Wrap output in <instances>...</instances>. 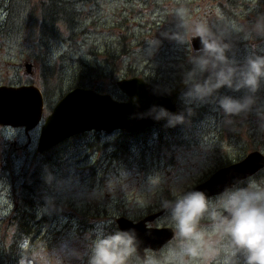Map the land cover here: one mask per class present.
Masks as SVG:
<instances>
[{
    "label": "rangeland",
    "instance_id": "374dc122",
    "mask_svg": "<svg viewBox=\"0 0 264 264\" xmlns=\"http://www.w3.org/2000/svg\"><path fill=\"white\" fill-rule=\"evenodd\" d=\"M226 1L72 0L78 15L74 21L80 29L75 36H66L63 31L61 38L68 41L70 37L73 43L56 42L43 52L34 38L39 12L32 9L39 0H0V86L39 87L40 67L45 70L53 65L60 80L59 88L67 90L75 77L81 76L87 81L90 76L89 80L97 87L96 93L119 101L124 96L116 84H112L110 63L105 60L107 53L124 47L125 54L114 63V69L120 74L117 80L136 77L176 88L183 84L182 74L191 67L188 58L195 51L191 45H181L162 35L175 30L173 10L183 5L194 19H205L212 24L246 25L256 15L264 14V0H238L231 14L225 15L221 6ZM28 13L33 16L32 25L27 29L23 19ZM153 38L160 44L149 54L147 41ZM254 44L264 53V40L258 38L250 42L242 35L234 37L230 58L234 56L242 62ZM185 91L187 87L183 93ZM61 93L58 90L52 97L51 109L44 110L40 125L28 133L23 128L0 125V219L11 215L12 187L19 191L23 175L26 173L28 178L32 162L43 153L37 152L40 126L61 99ZM217 95L241 98L245 92L225 87ZM181 96L178 102L182 107L185 104ZM257 98L258 105L264 108V89ZM192 108L206 115L201 122L188 128L176 125L175 133H164L157 145L161 150L156 147L154 152L143 151L142 158L138 152L134 155L137 161L130 164V157L125 164L120 160L122 155L114 159L113 148L108 147L116 141L119 132L82 134L62 154L61 171L54 169L48 177L49 191L45 192L44 201L40 199L45 206L38 209V232L32 244L46 245L50 252H60L66 256V264H87L88 249L98 229L109 232V226L119 217L136 223L157 214L163 211L161 199H172L174 189L191 190L251 152L264 155V122L255 109L246 117L232 118L235 122L228 124L222 110L212 100L192 105ZM166 123L157 126L162 129L167 127ZM163 216L149 223L151 227L172 229L161 219ZM3 234L0 227V244L8 243L10 232ZM73 251L84 253L83 260L73 258ZM217 263L227 264L223 256Z\"/></svg>",
    "mask_w": 264,
    "mask_h": 264
},
{
    "label": "clouds",
    "instance_id": "9594fccd",
    "mask_svg": "<svg viewBox=\"0 0 264 264\" xmlns=\"http://www.w3.org/2000/svg\"><path fill=\"white\" fill-rule=\"evenodd\" d=\"M175 30L163 33L181 45H191L199 38L202 48L188 58L190 68L182 74L187 91L182 93L188 116L194 114L192 105L210 100L218 104L226 123L234 117H246L256 110L264 122V108L258 105L257 94L264 89V53L254 44L253 50L240 62L230 58L234 37L242 35L250 42L264 40V14H258L246 25L232 23L212 24L205 19H194L190 10L181 5L172 13ZM149 54L159 47L160 41H147ZM241 92V98L218 96L219 90ZM166 120L167 127L186 122L185 113L173 114L153 106L141 118ZM161 218L171 225L173 238L159 251L144 249L139 254L141 241L135 229L95 232L91 240L87 264H215L223 256L227 264H264V180L249 177L226 187L220 194L209 198L205 192L174 189L172 199L163 198ZM151 233V225L146 224ZM20 264H66V256L50 252L46 245H33L30 239L21 242ZM84 253L73 251L71 256L83 260Z\"/></svg>",
    "mask_w": 264,
    "mask_h": 264
},
{
    "label": "water",
    "instance_id": "95a60500",
    "mask_svg": "<svg viewBox=\"0 0 264 264\" xmlns=\"http://www.w3.org/2000/svg\"><path fill=\"white\" fill-rule=\"evenodd\" d=\"M193 51L202 48L199 38L191 41ZM28 70V69H27ZM116 87L127 101H116L110 95L92 90L75 88L66 93L52 108L39 130L37 152L42 153L71 137L89 133L113 132L136 133L166 122L150 117L141 118L154 105L177 114L180 95L186 89L184 84L171 90L158 89L141 78L121 79ZM44 112V98L38 87L21 85L0 86V125L23 128L25 133L37 128ZM264 170V155L254 151L241 161L219 169L205 182L191 190L203 191L209 198L220 194L226 187L239 181H246ZM164 214L161 211L134 223L125 218H117L119 230L135 229L141 241L139 254L144 249L159 251L173 238L170 228H152L148 232L146 224L154 222Z\"/></svg>",
    "mask_w": 264,
    "mask_h": 264
},
{
    "label": "trees",
    "instance_id": "16d2710c",
    "mask_svg": "<svg viewBox=\"0 0 264 264\" xmlns=\"http://www.w3.org/2000/svg\"><path fill=\"white\" fill-rule=\"evenodd\" d=\"M237 2L238 0H227L225 5L221 6L223 14H231ZM35 10H38L39 16L38 24H36L34 29V38L36 39L37 45L42 48L43 52L45 49L48 50L50 46L56 42L73 43L70 37L68 38V41L61 38L63 31L66 33V36H75L76 31L80 29V26H77V23L74 21L75 17L78 15L75 12L72 0H39L37 6L32 9V11ZM32 16V14L28 13L26 18L23 19L26 23L27 29L32 25ZM119 50L120 51L116 49L112 54H106L107 59L105 60V63H110L111 71L109 72V76L113 85L116 84L120 75L114 69V63L116 59H120L122 54H125L126 52L124 47ZM111 67H113V69ZM88 69H91V67H88ZM92 71L99 75V72L95 69H92ZM85 74L88 75L90 72H86ZM89 77L90 76H88L87 81H84V78L82 79L81 76H78L77 78L75 77L72 87L63 90L62 87H58L60 85V80L56 68L51 65L43 70V67L41 66L38 72V85L44 98L45 110L49 112L51 109L52 97L56 96L58 90L62 92L60 94L61 98L67 92L75 88L87 89L86 87H91L89 89L95 91L97 87L91 82V80H89ZM54 82L57 83V86L55 87H53ZM151 83L152 85L159 87L155 82ZM185 108L186 106L183 105L181 107L180 103L178 104L179 113H186ZM205 116L206 115L200 114L197 110L193 115L186 116V122L182 125L185 128L192 127L201 122ZM166 125L167 123L164 124V126ZM158 126H155L157 127L156 129H153V127L136 133H119L116 141L113 144H110V147L113 148V158L115 159L116 156L122 155L120 160L125 164L126 158L130 157V164L133 160L137 161L134 155L137 156L138 152L139 157H141V152L143 151L154 152L153 149H156L165 134H173V132L175 133V131H177V129L173 127H164L161 129ZM80 137H82V135L71 137L46 150L42 154L39 153L40 155L37 159L32 162L28 178L26 173L23 175L24 181L20 185L19 191H16L15 187H12L9 196L12 205L11 215L0 219V227L3 228V235L10 232L8 243L3 242L0 244V264H18L23 254L21 242L25 239H30L31 242H33L35 233L38 232L39 222L36 220L37 212L39 208L45 206L44 203L40 202L45 200L46 196H44V194L49 191L48 177L54 169L61 171L60 164L62 163V154L67 152V147L72 145L74 141L79 140L78 138ZM157 150H161V147H157ZM142 166V168H144V165ZM253 177L257 180H264V170L258 172ZM41 198L42 200H40ZM115 230H117V228L114 224L109 226V232Z\"/></svg>",
    "mask_w": 264,
    "mask_h": 264
},
{
    "label": "flooded vegetation",
    "instance_id": "af4514ba",
    "mask_svg": "<svg viewBox=\"0 0 264 264\" xmlns=\"http://www.w3.org/2000/svg\"><path fill=\"white\" fill-rule=\"evenodd\" d=\"M144 81L147 82L148 84L152 85V83L151 82H148L147 79H145ZM155 84L158 85L159 87L153 85L154 87H156L158 89H162V90H171V89L174 88V87H171V86L169 87V86L159 85L157 83H155ZM125 100H126L125 97H122V99H120V101H125Z\"/></svg>",
    "mask_w": 264,
    "mask_h": 264
}]
</instances>
